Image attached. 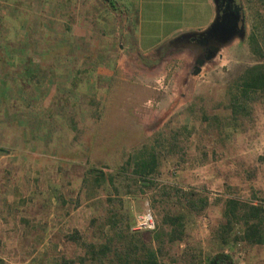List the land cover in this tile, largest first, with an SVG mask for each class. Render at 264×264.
<instances>
[{
    "label": "rangeland",
    "instance_id": "1",
    "mask_svg": "<svg viewBox=\"0 0 264 264\" xmlns=\"http://www.w3.org/2000/svg\"><path fill=\"white\" fill-rule=\"evenodd\" d=\"M240 1L243 34L190 78L178 74L187 72L190 58L170 61L162 77H139L121 70L123 60L113 56L118 45L112 37L98 34V29L86 39L73 35L70 40L58 22L44 31L42 26L27 27L24 10L18 12L17 21L11 20L10 10L3 11L0 44L9 43L8 52L19 53L20 60L31 57L38 68L32 67V78L23 86L17 78L24 76L18 61H4L0 50V261L49 264L65 258L73 264H91L85 257L87 244L98 246L105 234L119 231L126 236L141 234L159 249L162 262L205 264L202 260L209 254L226 250L232 255L230 264H238L234 254L245 250L244 264L249 260L264 264V250L252 252L241 239H232L241 236L240 224L228 232L223 225L227 198L264 207V95L254 96L249 118L231 119L228 109L231 83L247 66L264 64V29L260 34L255 30V37L252 33L254 23H262L257 17L262 0ZM0 2L5 5L10 0ZM18 23L22 25L16 28ZM157 30L142 28L141 50L156 45L147 35ZM18 32L25 34L24 43ZM64 50L81 52L74 61L83 78L86 68L96 62L104 68L116 66V82L123 84L125 79L145 85L148 94L159 95V101L139 106L68 101L62 97L67 93L62 76L51 74L50 85L42 75L49 57L55 64L58 52ZM82 90L78 88L83 96L90 94L85 85ZM111 91L112 86L106 92ZM50 93V106H43ZM133 94L121 90L126 103H136L139 95ZM78 130L81 146L75 149L71 136ZM149 145L158 152V165L151 175L154 184L142 185L131 163L124 166V162ZM144 209L152 214L153 230L134 228L135 217ZM171 216L177 217L173 227L181 235L168 242ZM156 232L159 237L154 238ZM74 233L76 238H66ZM249 254L255 255L253 259Z\"/></svg>",
    "mask_w": 264,
    "mask_h": 264
},
{
    "label": "crops",
    "instance_id": "2",
    "mask_svg": "<svg viewBox=\"0 0 264 264\" xmlns=\"http://www.w3.org/2000/svg\"><path fill=\"white\" fill-rule=\"evenodd\" d=\"M36 2L37 0H26L24 3H19L16 0H10L9 4L5 5L0 2V26L3 21L2 18L5 17L3 14L4 10H10L11 20L14 21L18 19V12L24 10L26 11L27 27L42 26L45 31V27L50 28L51 24L54 25L58 22L60 26L64 27V32H68L67 36L69 39L73 35L86 39L95 29H98V34L101 33L104 36L112 37L113 41L118 45V52L116 55L113 54V56L118 60H123L124 65L121 67V70L124 73L132 74L135 72L139 77L144 75L149 78L162 77L165 68L167 69L166 71L170 68V61L180 59L181 57L189 58L186 48L172 51L171 44H174L180 37V34L184 32L198 31L208 26L214 15L212 0H39V3ZM40 10L44 12L42 14L38 13ZM36 11L38 12L36 13ZM42 19L44 20L42 21ZM30 20H32L31 23L28 22ZM47 20H49L50 25L47 24ZM20 25L22 24H16V28L20 27ZM144 27L159 28L160 30L150 32L147 35L152 37L151 42L156 43V45L141 50L138 42L141 41L142 28ZM163 28L165 29L163 30ZM71 29L72 33L70 32ZM14 32L16 35L17 31ZM43 33L47 35V32ZM18 34L21 35L20 32ZM27 35L29 36V31ZM24 36L25 34L23 33L21 39L18 40H22ZM15 40L18 41L17 38ZM64 40L68 41V39ZM47 41L44 40V42ZM0 42H3V40H0ZM81 56V52L78 54L77 51L71 54H68L65 50L58 52L56 61L58 64H51V58L49 57L48 63L42 67L43 81L46 82L45 77H48L51 85V74L62 76L60 81H62V85H65L64 88H66L67 92L65 95L62 94V97L68 101L74 100L77 105H80L82 101H87V105L97 106L98 103L94 104L95 100L101 101V104L104 102L110 104L109 102L116 101L117 104L115 105L118 106L119 104L139 106L147 101H159V95L154 97L151 94L152 92L148 94L149 90L145 85L125 79H123V84L116 82L115 75L117 73L115 74L114 72L117 68L116 66L104 68L96 62L95 65H91L92 67L86 68L88 71L86 70V77L83 78L79 67H77L74 61V59ZM19 57L21 56L17 53L15 57L12 56V59L16 58L18 61ZM29 58L31 59V57ZM32 67L33 69L36 67L34 63L31 69ZM82 70L83 68L81 69L83 73ZM30 72L32 73V70ZM89 74L92 76L90 77ZM178 74H185V72L180 70ZM24 85L26 84L23 83ZM84 85L90 91V94H86L85 96L78 91V88L80 90L84 89ZM110 86H112V91L107 93L106 91ZM98 88H101L104 93H102V90L97 92ZM52 90L54 92V89ZM121 90L133 91L135 98L139 95L136 103H126L125 101L128 98L126 99L125 96L121 95ZM71 91L74 92V96ZM50 96L51 93L47 101L44 100L43 106H50ZM61 122L66 125V121ZM75 133V135L71 136V138L73 137L71 144L77 149L78 144L81 146L80 139L82 138V132L78 130ZM263 244L248 245V248L252 252L253 249L263 251ZM256 246H262V248H255ZM246 252L245 250H238L235 252L234 257L238 262L244 264L241 257L243 258ZM221 253L228 256L229 263L227 264H230L232 255L227 254L226 250L221 251ZM215 254H209L202 262L204 263L206 259L205 264H207ZM253 257L249 254V258L253 259ZM259 262V260H256L255 264ZM249 263L254 264L250 260Z\"/></svg>",
    "mask_w": 264,
    "mask_h": 264
},
{
    "label": "trees",
    "instance_id": "3",
    "mask_svg": "<svg viewBox=\"0 0 264 264\" xmlns=\"http://www.w3.org/2000/svg\"><path fill=\"white\" fill-rule=\"evenodd\" d=\"M261 6L263 7L262 11L257 13V17L262 23L260 26L254 23V30L252 29L254 31H252L254 37L255 30L260 34L261 30L264 29V0L261 1ZM22 43H24V41ZM5 44H0V50L4 51V61L7 62L12 56L15 57L17 53L13 54L8 52L10 44L7 42H5ZM25 44H27V39ZM254 44L256 46H252V49L256 50L257 41H254ZM0 58L2 59V54ZM21 59L22 60L19 58L17 66H20V73L24 76H17V78L20 82L26 84L25 82L30 81L33 75V73L30 72L32 63L29 57L24 56ZM229 93L228 109L231 119L249 118L251 115L250 105L254 100V96L257 94L264 95V64H253L244 68L235 81L231 83ZM158 156V152L152 145H149L147 148L143 146L139 152H134L125 160L124 166L131 163L133 167L131 171L135 179L142 185H153L154 183L151 175L157 168ZM98 173L101 172L99 171ZM202 205L204 204H200L201 207ZM223 218V225L226 232L231 230L234 224L241 225L243 229L242 234L239 237L233 236L232 239L235 241L241 239L248 245L264 243V207L248 201L240 202L235 198H227L224 201ZM167 219H169L168 223L171 225L167 233L168 242L178 240L181 232L173 227L175 223H177V217L171 216ZM157 236L159 237V234L156 232L153 237L156 238ZM66 238L74 239L76 238V233L69 234ZM104 238L105 241L98 246H94L91 243L87 244L88 249L85 252V257L91 261V264H173L160 261L157 256L159 249L150 246L148 240L142 239L141 234L132 233L126 236L122 232L115 231L111 236L105 234ZM114 238L116 243H113ZM81 261H83V259H81ZM73 263L72 260H65V258L54 259L51 263L49 262V264ZM227 263H229L228 256L221 252L213 255L207 262V264Z\"/></svg>",
    "mask_w": 264,
    "mask_h": 264
},
{
    "label": "flooded vegetation",
    "instance_id": "4",
    "mask_svg": "<svg viewBox=\"0 0 264 264\" xmlns=\"http://www.w3.org/2000/svg\"><path fill=\"white\" fill-rule=\"evenodd\" d=\"M219 9L220 16L216 22V25L212 27L209 34H207V41H203L205 47L204 53H200L199 56L208 55L210 48L214 47L222 40H234L238 39L244 32V17L242 12V6L240 0H216ZM205 37V36H204ZM203 37H196L193 41H185L180 37L174 44H171L172 51L182 48H186L190 61L192 56L196 54L194 46L196 41L202 40ZM197 58V57H196ZM191 63V62H190Z\"/></svg>",
    "mask_w": 264,
    "mask_h": 264
},
{
    "label": "water",
    "instance_id": "5",
    "mask_svg": "<svg viewBox=\"0 0 264 264\" xmlns=\"http://www.w3.org/2000/svg\"><path fill=\"white\" fill-rule=\"evenodd\" d=\"M212 2H213V6H214V15H213L211 22L208 24V26H206L202 30L188 31V32H184V33L180 34V37L184 38L185 41H191V40L193 41L196 37H203L202 40L196 41L197 43L194 46L196 54H194L192 56V61H190L191 63L187 67L188 70H187V72H185L186 75L188 76V78L196 76L200 72V70L204 64L210 62L216 55H219V51L221 50V48L223 46L227 45L228 43H230V40H226V41L222 40L220 42V44L218 43L214 47L210 48V50H209L210 53L208 55H206V56L202 55L199 57L197 56L202 52L204 53L205 47L203 45L204 44L203 41H207V38H206L207 34H209L212 27H214V25H216L218 17L220 16V9H219V5H218L217 1L212 0ZM188 78H187V81L189 82L190 80Z\"/></svg>",
    "mask_w": 264,
    "mask_h": 264
},
{
    "label": "built area",
    "instance_id": "6",
    "mask_svg": "<svg viewBox=\"0 0 264 264\" xmlns=\"http://www.w3.org/2000/svg\"><path fill=\"white\" fill-rule=\"evenodd\" d=\"M134 228L146 229V230L154 229V220L149 209H144V211H142L135 217ZM236 246H238V244H236ZM239 263L241 264V262H238V264ZM0 264H6V263L0 261Z\"/></svg>",
    "mask_w": 264,
    "mask_h": 264
}]
</instances>
